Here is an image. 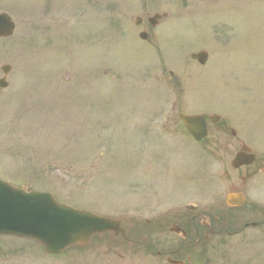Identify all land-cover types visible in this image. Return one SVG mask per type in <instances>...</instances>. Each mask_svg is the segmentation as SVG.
Returning <instances> with one entry per match:
<instances>
[{
    "label": "rangeland",
    "instance_id": "obj_1",
    "mask_svg": "<svg viewBox=\"0 0 264 264\" xmlns=\"http://www.w3.org/2000/svg\"><path fill=\"white\" fill-rule=\"evenodd\" d=\"M159 4L161 9L173 6L169 0H149L148 6L154 8ZM229 6L239 10L227 15V11L219 12L210 6V15L198 16L192 25L182 15L176 22H182L181 28H184L183 21L188 23L186 37L192 39L191 43L185 45L184 33L176 36L182 43L161 41L160 54L169 53L173 63L167 62L164 68L153 71L157 74H137L151 66L161 67L162 59L157 61L152 54L137 55L134 60L125 56L132 46L134 18L142 8L135 6V0H0V12L11 13L18 24L14 55L9 53L8 44H0V77L1 67L9 64L16 81L14 91L0 95V108L6 107V113L8 108L12 109L10 117H4L2 109L0 115L6 127L15 130L19 137L14 144V153L19 157H13L15 164L7 163L10 171L12 166L15 170L9 176L31 189L50 191L60 202L80 209L100 213L112 202L123 205L126 207L123 213L132 217L128 230H135L138 219L135 214L141 198L146 196L151 208L153 192L156 195L159 187L171 201L177 187L187 184L185 178L203 172L207 174L208 193L220 188L217 180L218 172L221 174L220 157L210 153L198 159L192 155L177 160L184 162L173 160L164 182L161 174L158 182L151 181L142 191L137 184L140 176L137 173L146 158L137 155L141 138L137 136V129L141 133L147 122L149 131L162 135L172 132L174 125L179 129L181 113L218 114L222 116L221 132L212 127L207 140L214 150L218 135H227L221 145L228 140L235 141L233 132L258 135L264 145V0L251 3L239 0ZM217 23H223L227 40L224 45L219 40ZM202 49L211 53L209 64L202 68L191 62L190 67V54ZM148 56L149 60L140 61ZM89 63L96 72L92 83L88 82L93 75L88 74ZM106 70L111 73L104 74ZM168 70L175 72L170 82L169 74H161ZM20 77H25L24 88L18 83L22 81ZM68 78L80 79V83L77 81L80 96L77 92L72 95L73 104L66 96L74 85ZM159 78L161 82L157 81ZM55 80L59 87L54 89L51 82ZM26 87H31L28 89L33 94L31 100ZM11 95L15 96L17 105L8 99ZM89 96L95 105L94 114L88 106H80L88 103ZM28 101L32 112L18 120L16 115L23 109L20 105ZM154 103L161 106L159 118L151 116V111L147 121L145 117H138ZM166 120L171 121L170 129L163 130L160 126ZM153 127L156 130L152 131ZM6 133L0 132L2 150L13 146L2 140ZM23 151L26 153H19ZM224 156L230 169L232 158ZM19 159L22 160L19 162ZM0 171L4 173L2 167ZM141 172L146 174L144 170ZM177 197L179 202L175 203ZM189 197L190 188L181 191L170 203L181 204ZM131 257L120 264H136L137 252ZM98 259L89 252L75 250L62 256H48L33 242L0 238V264H101Z\"/></svg>",
    "mask_w": 264,
    "mask_h": 264
},
{
    "label": "flooded vegetation",
    "instance_id": "obj_2",
    "mask_svg": "<svg viewBox=\"0 0 264 264\" xmlns=\"http://www.w3.org/2000/svg\"><path fill=\"white\" fill-rule=\"evenodd\" d=\"M169 1L173 6L166 9H161V4L150 8L149 0L142 3L140 15L134 18L132 37L136 41L145 43V47L149 49L143 50L144 48L141 47L137 53L160 54L161 41L170 44L182 43L181 39H176L177 33H184L185 45L190 44L192 39L186 37L190 26L183 21L184 28H181L182 22H176L182 15L192 25L198 16L207 18L210 15L208 11L210 6L215 7L219 12L227 11L228 13H225L227 15L239 10L238 7L229 6L230 3L237 4L239 0ZM243 1L251 3L255 0ZM165 14L166 18L162 17ZM11 17L15 21L12 15ZM219 19L222 20L223 17ZM167 22L171 23L170 26L166 24ZM217 24L219 33L222 35L220 40L223 41L225 40L223 23ZM233 24L234 21H231L230 25L234 28ZM16 30L11 38L0 39V44L10 46L9 53L13 55ZM160 56L164 64L173 63L168 53L160 54ZM176 72L182 74L178 70ZM11 73L6 76L4 85L7 87L0 88V95L5 91L15 90V79ZM161 74H175V72L161 71ZM8 99H12L14 104V95L9 96ZM1 109L4 117L10 115V108L7 113L6 107L3 106ZM2 121L0 115V124ZM166 121L167 125L163 127H170L171 121ZM220 121L215 125L219 133L222 127ZM224 136L227 135L220 134L218 139L215 137L219 150L213 153L220 157L221 174L218 177L220 185L226 189V192L219 188L215 196L208 197L204 186L206 177L198 173L194 178L189 179L195 191L192 202L175 207L159 197L156 206L153 207L152 219H144V212L141 209L142 226L146 228L145 230L131 231L125 239L116 235L97 237L93 239L90 248L97 252H104L108 258L107 262H112L113 257L116 259L119 257L123 261L125 256L122 253L126 252V248L137 247L142 254L144 264H239L237 260L248 261L249 264H264V145H261V137L258 135H237L235 132L232 134L235 141L228 140L226 144L220 145L224 141ZM183 138L193 143L195 152L207 153L206 141L195 143L187 135H182V138L177 135L156 136L155 142L160 144L177 142L184 147L186 145L181 140ZM222 148L225 150L223 151ZM174 152L184 153L181 150H159L154 145V150L149 156L157 163V172H163L162 183L167 173L163 171L167 158ZM224 155L231 156L232 161L239 155L247 156V162L251 163L229 169L228 159Z\"/></svg>",
    "mask_w": 264,
    "mask_h": 264
},
{
    "label": "water",
    "instance_id": "obj_3",
    "mask_svg": "<svg viewBox=\"0 0 264 264\" xmlns=\"http://www.w3.org/2000/svg\"><path fill=\"white\" fill-rule=\"evenodd\" d=\"M4 29V33H10L13 25L2 15L0 31ZM194 58L205 63L206 54ZM182 120L196 139L201 140L207 135L202 117L182 116ZM26 192L25 188L17 190L1 182L0 235L34 240L49 254H59L88 243L97 233L118 229V224L111 220L58 205L50 194Z\"/></svg>",
    "mask_w": 264,
    "mask_h": 264
}]
</instances>
